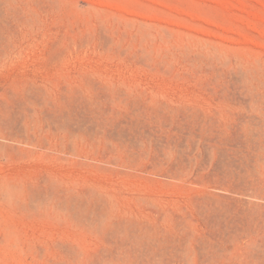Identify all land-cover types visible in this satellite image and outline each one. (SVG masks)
I'll return each instance as SVG.
<instances>
[{
	"label": "rangeland",
	"instance_id": "rangeland-1",
	"mask_svg": "<svg viewBox=\"0 0 264 264\" xmlns=\"http://www.w3.org/2000/svg\"><path fill=\"white\" fill-rule=\"evenodd\" d=\"M0 30V264H264V0H0Z\"/></svg>",
	"mask_w": 264,
	"mask_h": 264
},
{
	"label": "bare ground",
	"instance_id": "bare-ground-1",
	"mask_svg": "<svg viewBox=\"0 0 264 264\" xmlns=\"http://www.w3.org/2000/svg\"><path fill=\"white\" fill-rule=\"evenodd\" d=\"M2 30V29H1ZM0 30V31H1ZM1 33V32H0ZM3 34L1 33L0 34V40L1 39H3V37L4 36H2ZM2 45V44H1ZM3 48V47H2ZM1 48V49H2ZM2 51V50H1ZM254 75V74H253ZM252 77V76H251ZM247 78V77H246ZM248 79V78H247ZM246 79V80H247ZM257 79V78H256ZM255 79V77L254 78H249L248 79V85H249V88L250 89H257L259 86H258V82H257V80ZM246 82V81H245ZM244 83V82H243ZM264 83V82H263ZM246 84V83H245ZM243 87H245V85L243 86ZM247 87V86H246ZM245 87V88H246ZM247 90H249L248 89V87L246 88ZM259 89H262V88H259ZM250 91V90H249ZM256 91V90H255ZM27 92V91H26ZM25 92V93H26ZM254 91H252V93H253ZM258 93V92H257ZM261 94H262V91H261ZM260 94V95H261ZM30 95V94H29ZM254 95H255V92H254ZM258 95V94H257ZM257 95H255V96H257ZM252 96V95H251ZM32 98V97H31ZM30 98V99H31ZM34 98V97H33ZM259 98H260V96H259ZM258 99V98H257ZM261 100V99H260ZM27 101H28V99H27ZM26 101V102H27ZM31 101V100H30ZM34 101H35V99H34ZM25 101H23V100H21L19 97H10V96H8V98H5V99H3V100H1L0 101V150L1 149H4V148H7V147H12L14 144H16V143H14L15 141H17V139H16V137L20 134H18V131L20 132V130H19V128H20V126H21V124H20V126L18 127V124H19V120H17L16 118L20 115V113L22 112L23 113V111H24V109L26 108V107H24L23 108V103H24ZM31 102H33V101H31ZM34 103V102H33ZM32 103V104H33ZM27 104H29V105H31L32 106V104L30 103V102H28ZM26 105V104H25ZM24 105V106H25ZM28 106V105H27ZM96 106V105H95ZM34 107V106H33ZM52 109V108H51ZM33 110H34V108H33ZM65 110V109H64ZM63 110V111H64ZM28 111V110H27ZM31 112V111H30ZM63 113H65V111L63 112ZM66 115H67V113H65ZM72 113H70L69 115H71ZM23 115H24V113H23ZM22 115V116H23ZM52 115V114H51ZM57 116V115H56ZM68 116V115H67ZM67 116H65V119H63V115H62V120H65V121H67L68 119H71V118H69V117H67ZM49 117H51L50 115H49ZM20 118H21V116H20ZM24 117H22V119H23ZM66 118H67V120H66ZM55 119V118H54ZM60 118H58V120H59ZM24 120V119H23ZM32 120V119H31ZM30 120V121H31ZM61 120V122H63V123H65L64 121H62ZM71 121V120H70ZM24 122V121H23ZM21 123V122H20ZM69 123V122H68ZM67 123V124H68ZM27 124V123H26ZM23 125H25V122L23 123ZM24 128H26L25 126H24ZM23 132V131H22ZM18 138V137H17ZM17 146V145H16ZM5 150V149H4ZM260 158V157H259ZM252 245H253V243H252ZM255 245V244H254ZM253 245V246H254ZM150 249V248H149Z\"/></svg>",
	"mask_w": 264,
	"mask_h": 264
}]
</instances>
